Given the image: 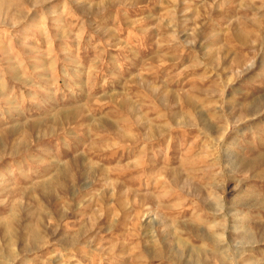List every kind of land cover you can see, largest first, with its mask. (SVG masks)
I'll use <instances>...</instances> for the list:
<instances>
[{"label": "rangeland", "instance_id": "obj_1", "mask_svg": "<svg viewBox=\"0 0 264 264\" xmlns=\"http://www.w3.org/2000/svg\"><path fill=\"white\" fill-rule=\"evenodd\" d=\"M263 170L264 0H0V264H238Z\"/></svg>", "mask_w": 264, "mask_h": 264}, {"label": "bare ground", "instance_id": "obj_2", "mask_svg": "<svg viewBox=\"0 0 264 264\" xmlns=\"http://www.w3.org/2000/svg\"><path fill=\"white\" fill-rule=\"evenodd\" d=\"M69 117V116H68ZM66 118H67V116H66ZM256 161V160H255ZM253 162V161H251L250 163H248V164H245L247 167H249V168H251L252 166H254V164L258 161H256V162ZM261 161H262V159H261ZM253 164V165H252ZM242 165V164H241ZM240 165V166H241ZM245 168V167H244ZM261 177L262 178H264V170L261 172ZM219 199V198H218ZM222 208H220V210H222V211H224L225 212V208L223 207V206H221ZM228 214L230 215V216H232V217H234L236 214H237V212L234 210V209H232V210H229V212H228ZM239 214V213H238ZM216 215H218V214H216ZM237 218H234V220H236ZM238 219H239V221L242 219L241 217H238ZM233 224H235V223H233ZM245 227V226H244ZM233 229V231H235V229L234 228H232ZM244 234L245 235H243L242 237H243V239H245V242H240L239 244H238V246L237 247H235L236 248V254H235V257H236V261H237V263L238 264H249V263H251L249 260L248 261H246V260H244L243 259V257H242V251L240 250L241 248H243L244 246H246V247H248V248H251V247H255V245H258V244H260L261 242H263L264 241V226L260 229V231L258 232V233H253V231H251V232H248L247 230H246V232H244ZM33 236H35L34 234H33ZM224 237V235L223 234H221L220 236L218 235V234H215L214 236H211V235H209V234H205L204 236H203V241H205V243L206 242H209V243H211V244H216V243H223V245L222 246H220L219 247V251H218V254H220V255H224L225 256V260L227 261H229V258H227V248H225L226 246H225V243H224V241H223V238ZM254 262V261H253ZM223 263H224V261H223ZM222 263V264H223ZM225 264V263H224ZM252 264V263H251ZM257 264V263H256Z\"/></svg>", "mask_w": 264, "mask_h": 264}]
</instances>
